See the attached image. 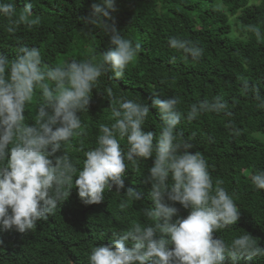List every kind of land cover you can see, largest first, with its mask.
Instances as JSON below:
<instances>
[{
	"label": "trees",
	"instance_id": "1",
	"mask_svg": "<svg viewBox=\"0 0 264 264\" xmlns=\"http://www.w3.org/2000/svg\"><path fill=\"white\" fill-rule=\"evenodd\" d=\"M251 1L116 0L115 26L140 49L124 77L111 78L109 72L99 78L88 112L81 115L80 134L65 151L78 168L83 167L84 153L95 147L101 125L114 122L109 88L116 97L149 104L156 93L161 99L178 96L185 113L192 103L222 96L228 102L225 112L205 113L191 122L184 119L178 131L193 144L190 152L205 156L213 181H222L241 211L235 225L214 232L213 237L230 242L245 231L264 247V190L256 189L251 181L252 174L264 170V108L256 99L257 92L264 97V40L252 31L256 27L264 33V0ZM95 2L31 0L32 12L26 14L25 0H15L16 19L0 16V54L12 59L19 47L29 46L39 48L51 66L93 56L99 61L109 37L81 19L90 14ZM173 36L195 42L203 48V56L197 61L185 59L169 46ZM39 100L37 89L25 113L29 123H35ZM161 123L159 110L150 108L145 130L158 136ZM121 147L127 150L126 139L121 140ZM152 164L153 158H148L138 166L130 165L125 189L106 191L105 201L99 204H85L74 187L35 229L0 231V264H88L91 248L109 243L112 232L146 222L141 210L152 204L147 180ZM128 187L140 194V201L124 195ZM122 202H126L123 209ZM175 206L180 217L189 214L190 209L178 202ZM253 264H264V257H257Z\"/></svg>",
	"mask_w": 264,
	"mask_h": 264
},
{
	"label": "clouds",
	"instance_id": "2",
	"mask_svg": "<svg viewBox=\"0 0 264 264\" xmlns=\"http://www.w3.org/2000/svg\"><path fill=\"white\" fill-rule=\"evenodd\" d=\"M91 8L81 19L109 37L99 61L93 56L51 66L39 48L29 46L19 47L12 59L0 54V231L35 229L74 187L85 204H99L105 201L106 191L125 189L130 165L153 158L147 176L152 204L141 210L146 222L112 232L109 243L91 248L88 264H253L257 257H264V247L248 232L230 242L213 237L214 232L235 225L241 211L222 181H213L205 156L190 152L193 144L178 131L184 119L191 122L205 113L225 112L228 102L222 96L192 103L185 113L178 96L161 99L156 93L149 104L116 97L109 88L114 122L101 125L95 147L84 153L83 167L78 168L65 151L80 134L81 115L88 112L99 78L109 72L111 78L124 77L140 49L115 26L116 0H97ZM23 10L31 14V0H25ZM0 16L16 19L15 0H0ZM252 31L264 40L260 29ZM168 44L185 59L197 61L203 56V48L191 40L173 36ZM37 89L36 119L29 123L25 113ZM256 99L264 108V97L257 92ZM150 108L160 113L158 136L145 130ZM124 139L127 150L121 147ZM251 181L264 190V170L252 174ZM124 195L141 200L131 187ZM177 202L190 209L186 217L179 216ZM120 207L125 208L126 202Z\"/></svg>",
	"mask_w": 264,
	"mask_h": 264
},
{
	"label": "rangeland",
	"instance_id": "3",
	"mask_svg": "<svg viewBox=\"0 0 264 264\" xmlns=\"http://www.w3.org/2000/svg\"><path fill=\"white\" fill-rule=\"evenodd\" d=\"M261 2V0H252L251 4H259ZM233 21V20H232Z\"/></svg>",
	"mask_w": 264,
	"mask_h": 264
}]
</instances>
